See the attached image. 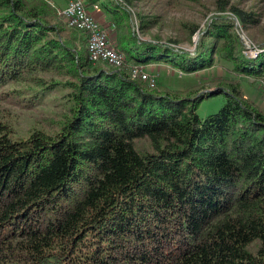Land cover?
<instances>
[{"label": "trees", "instance_id": "obj_1", "mask_svg": "<svg viewBox=\"0 0 264 264\" xmlns=\"http://www.w3.org/2000/svg\"><path fill=\"white\" fill-rule=\"evenodd\" d=\"M83 2L116 27L126 19L117 0ZM230 11L240 28L259 22ZM54 12L46 0H0V89L23 82L34 101L58 86L38 76L52 72L70 103L51 134L16 136L0 117V264H264V112L237 80L178 91L129 75L153 61L193 72L218 55L262 78L264 42L247 55L232 19L213 17L193 53L119 35L124 64L105 67ZM215 95L221 107L199 117Z\"/></svg>", "mask_w": 264, "mask_h": 264}, {"label": "rangeland", "instance_id": "obj_2", "mask_svg": "<svg viewBox=\"0 0 264 264\" xmlns=\"http://www.w3.org/2000/svg\"><path fill=\"white\" fill-rule=\"evenodd\" d=\"M56 10L63 5L59 0H46ZM126 12V19L120 20L119 27L110 20L107 14L104 19L109 38L118 42L119 35L129 39L135 35L139 40L159 42L164 45L193 53L203 30L213 17H228L234 26L238 27L240 39L244 45V53L259 52V45L264 42V0H227L224 11H218L217 0H117ZM244 13H255L259 22L247 29L240 28L238 20L230 11V7ZM100 10L93 8L92 10ZM55 13V12H54ZM61 26L70 29L65 21L55 13ZM141 21H147V26L140 28ZM195 27V31L191 29ZM128 50V46H119ZM106 67L103 63H98ZM147 75L154 80L151 87L161 86L169 90L184 91L189 87L213 88L217 81L237 80L243 95L251 100L264 112V76L262 78L245 77L235 74L231 64L214 55L212 64L204 69L193 72L181 71L178 67L163 61H153L141 64ZM45 85L59 83L54 89L44 91L43 95L31 101V85L15 82L0 89V117L9 123L16 136L25 137L31 131L40 129L46 133L58 130L64 116L68 115L70 103L66 99L69 89L63 86L65 76H57L52 72L38 73ZM147 83V82H146ZM148 84V83H147ZM28 85V86H27ZM34 86H32L33 88ZM37 89V88H36ZM11 91V92H10ZM40 91V90H38ZM222 95L204 98L197 109L199 117L216 112L222 105ZM139 149H145L143 142L137 144Z\"/></svg>", "mask_w": 264, "mask_h": 264}, {"label": "built area", "instance_id": "obj_3", "mask_svg": "<svg viewBox=\"0 0 264 264\" xmlns=\"http://www.w3.org/2000/svg\"><path fill=\"white\" fill-rule=\"evenodd\" d=\"M96 9L97 6L94 5ZM66 25L85 34V48L92 63H103L106 66L120 68L125 61L124 53L109 38L107 30L92 16L83 0H65V6L57 10ZM251 53L254 56L256 53ZM129 75L132 79H141L152 86L154 80L143 70V65L130 64Z\"/></svg>", "mask_w": 264, "mask_h": 264}, {"label": "crops", "instance_id": "obj_4", "mask_svg": "<svg viewBox=\"0 0 264 264\" xmlns=\"http://www.w3.org/2000/svg\"><path fill=\"white\" fill-rule=\"evenodd\" d=\"M61 2V4L63 5V7L65 6V0H59ZM99 8V7H98ZM92 16L101 24V26H104V19L105 16L107 15V13H105L104 11H102L101 9L99 10H88ZM106 29V28H105Z\"/></svg>", "mask_w": 264, "mask_h": 264}, {"label": "bare ground", "instance_id": "obj_5", "mask_svg": "<svg viewBox=\"0 0 264 264\" xmlns=\"http://www.w3.org/2000/svg\"><path fill=\"white\" fill-rule=\"evenodd\" d=\"M257 54V53H256Z\"/></svg>", "mask_w": 264, "mask_h": 264}]
</instances>
